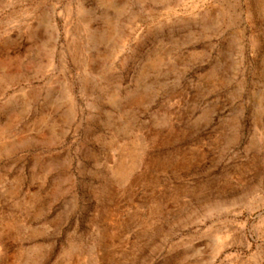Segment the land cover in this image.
<instances>
[{"label":"rangeland","instance_id":"1","mask_svg":"<svg viewBox=\"0 0 264 264\" xmlns=\"http://www.w3.org/2000/svg\"><path fill=\"white\" fill-rule=\"evenodd\" d=\"M0 264H264V0H0Z\"/></svg>","mask_w":264,"mask_h":264},{"label":"bare ground","instance_id":"2","mask_svg":"<svg viewBox=\"0 0 264 264\" xmlns=\"http://www.w3.org/2000/svg\"><path fill=\"white\" fill-rule=\"evenodd\" d=\"M47 8V7H46ZM42 24V23H41ZM54 28V27H53ZM116 29V28H115ZM41 30V29H40ZM51 31V30H50ZM41 32V31H40ZM87 34V33H86ZM111 38V37H110ZM117 39V38H116ZM113 43V42H112ZM90 46V45H89ZM49 61V60H48Z\"/></svg>","mask_w":264,"mask_h":264}]
</instances>
